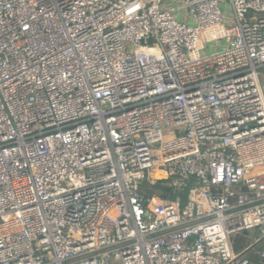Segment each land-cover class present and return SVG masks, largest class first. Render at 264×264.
Masks as SVG:
<instances>
[{"label": "built area", "instance_id": "2783aa9c", "mask_svg": "<svg viewBox=\"0 0 264 264\" xmlns=\"http://www.w3.org/2000/svg\"><path fill=\"white\" fill-rule=\"evenodd\" d=\"M182 1L0 0V264H264V0Z\"/></svg>", "mask_w": 264, "mask_h": 264}, {"label": "trees", "instance_id": "16d2710c", "mask_svg": "<svg viewBox=\"0 0 264 264\" xmlns=\"http://www.w3.org/2000/svg\"><path fill=\"white\" fill-rule=\"evenodd\" d=\"M159 176H161V174ZM186 192L187 191H184L182 193L184 198H185ZM148 193L150 195H155L156 194V195H159V196H161L163 198H169V199H172L174 197L173 196V192L171 191V189H169L166 184H161V183H158L155 186H152V189ZM235 249H236V251L238 253L243 250V244H242V241L240 240L239 237L236 239Z\"/></svg>", "mask_w": 264, "mask_h": 264}, {"label": "rangeland", "instance_id": "374dc122", "mask_svg": "<svg viewBox=\"0 0 264 264\" xmlns=\"http://www.w3.org/2000/svg\"><path fill=\"white\" fill-rule=\"evenodd\" d=\"M179 3H182V0H178ZM175 3V1H173ZM172 0L170 3H173ZM188 195V191L185 194V202H186V198ZM259 232L260 231H247L245 232V235L243 237H239L240 240L242 241L243 244V249H246L248 246H253L254 247V251H260L264 248V241H262L261 243L257 244L256 239L259 238ZM253 251V252H254ZM249 256L251 255L250 252L248 254Z\"/></svg>", "mask_w": 264, "mask_h": 264}, {"label": "bare ground", "instance_id": "6f19581e", "mask_svg": "<svg viewBox=\"0 0 264 264\" xmlns=\"http://www.w3.org/2000/svg\"><path fill=\"white\" fill-rule=\"evenodd\" d=\"M160 173L157 174V176L159 177ZM163 175V174H162Z\"/></svg>", "mask_w": 264, "mask_h": 264}]
</instances>
